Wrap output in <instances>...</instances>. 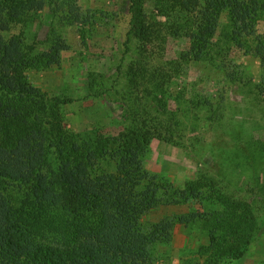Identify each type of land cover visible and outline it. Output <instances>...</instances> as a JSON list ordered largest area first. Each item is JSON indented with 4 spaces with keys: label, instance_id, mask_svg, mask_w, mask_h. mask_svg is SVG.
Returning a JSON list of instances; mask_svg holds the SVG:
<instances>
[{
    "label": "trees",
    "instance_id": "16d2710c",
    "mask_svg": "<svg viewBox=\"0 0 264 264\" xmlns=\"http://www.w3.org/2000/svg\"><path fill=\"white\" fill-rule=\"evenodd\" d=\"M44 1L0 0V264H157L180 226L208 240L197 242L206 264L247 256L262 231L250 203L211 183L204 194L146 175L143 159L152 141L173 140L162 120L152 125L138 118L136 126L107 137L67 127L58 107L73 99L50 101L28 74L43 70L44 58L23 37L7 38L9 25L1 27L3 16L26 17ZM147 2L158 17L171 20L166 29L174 38L189 39L196 63L214 60L224 15L230 30L225 39L239 49L264 20V0H131L140 52L131 63L130 82L136 90L152 84L148 95L160 110L166 106L167 69H149L146 59L153 46L162 48L165 27L152 21ZM257 38L256 56L263 61L264 37ZM260 145L263 139L249 137L246 157ZM170 207L171 214L149 219Z\"/></svg>",
    "mask_w": 264,
    "mask_h": 264
},
{
    "label": "rangeland",
    "instance_id": "374dc122",
    "mask_svg": "<svg viewBox=\"0 0 264 264\" xmlns=\"http://www.w3.org/2000/svg\"><path fill=\"white\" fill-rule=\"evenodd\" d=\"M47 1L26 17L3 16L6 22L1 27L9 25L4 31L7 38L23 37L26 46H35L33 53L44 58L43 70L28 72L32 83L52 102L55 97L73 99L58 107L67 127L107 137L136 126L140 119L152 125L162 120L164 133L173 140L152 141L143 159L146 175L165 178L178 189L198 187L204 194L209 190L205 184L211 183L228 197L250 203L260 218L261 234L247 256L223 264H261L264 145L253 147L251 159L246 148L249 137L264 141V58L255 52L257 36L264 37V20L249 41L241 39L239 49L225 39L230 30L224 15L214 60L196 63L189 55V39L174 38L166 29L171 20L158 17L153 3L147 2L152 21L165 27L162 48L153 46V55L146 59L149 69H167L166 106L160 110L148 95L152 84L136 90L130 82V66L140 52L132 30L131 0ZM247 49L253 54H246ZM197 207L201 209V204ZM183 209L187 211V206ZM174 211L162 208L149 219L157 221ZM202 241L208 243L199 232L190 234L180 226L173 243L162 248L157 264H206V255L197 247Z\"/></svg>",
    "mask_w": 264,
    "mask_h": 264
}]
</instances>
